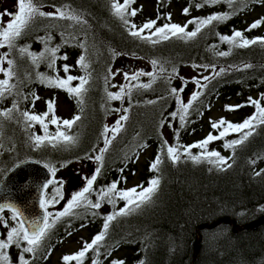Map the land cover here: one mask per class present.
Returning a JSON list of instances; mask_svg holds the SVG:
<instances>
[{
	"label": "trees",
	"instance_id": "1",
	"mask_svg": "<svg viewBox=\"0 0 264 264\" xmlns=\"http://www.w3.org/2000/svg\"><path fill=\"white\" fill-rule=\"evenodd\" d=\"M116 2L123 3V0ZM145 2L150 4L148 9L143 7ZM111 3L112 0H39L41 11L53 9L54 5H68L86 23L37 17L15 41L14 49L6 47L8 58L16 61L17 75L10 80V84L16 87L0 98V110L18 102L21 110L43 113L37 107L41 95L52 93L65 97L72 106L73 116L79 114L81 120L66 130L67 134L78 138L76 143H60L52 147L45 142L35 147L30 136L44 135L39 124L26 129L19 111L12 114L11 120L0 116V183L16 165L28 160L49 165L55 168L54 174H57L77 162L91 160L89 157L94 159L100 154L98 149L104 147L101 136L104 125H108V121L118 112L117 109L130 107L127 113L129 119L122 123V131L104 153L102 167L97 161V167L101 170L96 173L93 189L87 194L88 199L96 202L100 190L114 181L118 182V189H130L137 185L147 187L148 181L153 178H159L160 184L151 203L110 222L105 240L100 245L99 257L90 250L83 258V264H91L93 259H98L99 264H110L113 258L124 260L126 264H139L140 261H144V264H192L197 232L201 227L225 219L235 222L238 227H244L264 216V174L255 175L256 171L264 169V125L257 126L247 141L234 148H226L224 145L227 141L239 138L238 133H230L207 146V150L219 151L225 158H230V168L226 165L218 168L203 159L199 163L194 162L190 155H200L203 150L194 147L189 154L183 148L202 141L210 132L217 135L222 130L212 129L208 125L205 131L202 124L203 117L215 103L238 99L236 105H245L237 110L235 118L226 119L233 123L242 122L255 112V108L247 103L248 97L261 100L264 106V99L261 98V94H264V46L257 43L239 48L220 39L221 35L232 36L237 30L245 38L264 37V30L259 34L261 25L246 31L250 24L245 22L246 16L264 7V3L258 0H233L230 6L226 2L204 4V0H134L128 7L137 9V15L127 18L138 26L148 20H156L158 26L165 23L183 26L193 18L226 12L230 14L226 20L213 21L204 26L195 38H171L155 45L129 35L128 28L113 14ZM198 4L204 6L197 7ZM173 6L181 13L179 21L171 13ZM186 7L189 9L187 15L183 14ZM169 14L170 21L167 19ZM194 28V24L187 26L188 31ZM49 35L52 37L49 47L59 45L56 53V66L60 69L58 73L47 67L46 59L39 62V67H31L30 58L22 56L18 51L24 46H30V51L35 53L43 51L44 45L37 38ZM78 41L86 44L87 52L77 46ZM229 50L230 55H217L220 51ZM114 52L117 54L114 55ZM82 54L86 56L91 78L86 85L88 91L83 104L78 105L75 97L60 88L46 86L36 74H58L65 77L61 66L67 63L72 66L68 74L82 76L84 70L76 64ZM65 55L67 60L62 58ZM122 57L149 63L157 60L159 63L153 66L157 75L149 88L132 87L130 101L127 96L123 102L108 100L104 79L106 69L110 67L114 72L116 62ZM161 64L166 70L163 74L159 73ZM194 65H214V68H209L217 72L212 76L213 79L204 83L206 87L199 89L201 94L192 102L186 120L182 123L179 114L174 119L169 115L180 106L177 97L169 92L171 88H177V76L170 80L166 76L172 72L173 67L179 74L184 68ZM221 68L225 69L222 73ZM26 71L30 72L28 79H24ZM21 80L24 82L21 83ZM151 81L152 78L148 76L140 83ZM78 83V80L73 81L72 85ZM112 85H116L115 77L110 79L108 91L120 90L119 85ZM32 93L40 97L35 101L34 108L30 103ZM25 96L28 99H24ZM181 98L179 94L180 101ZM47 100L43 99V102ZM49 131L54 132L55 126L49 124ZM166 132L170 134L169 140ZM164 140L168 142L167 145L163 144ZM177 145L181 146V155L173 163L167 156V147ZM147 153L149 157L140 180L136 185L129 184L140 158ZM158 154L162 163L156 171H150V164ZM57 180L49 184L43 196L48 201L45 208L52 214L48 221H55L56 229L51 227L46 237H50V240L45 241V238L35 254H25L29 264H45L53 246L78 231L87 232L89 238L86 242H90L103 230L105 217L124 206L125 202L120 199H116L115 205L108 203L107 199L100 201L99 209L82 203L72 209L71 214L57 218L54 209L59 207L63 199L62 181ZM57 188L59 195L56 194ZM0 215L10 218L11 212L5 211ZM10 224L14 222L10 221ZM5 232L0 226V233ZM199 236L200 253L196 264H264V225L253 230L234 232L230 225L221 224L200 231ZM8 252L10 258L16 261L19 249L12 246ZM109 252L111 256L107 255ZM62 264H65L63 260ZM67 264H77V261H69Z\"/></svg>",
	"mask_w": 264,
	"mask_h": 264
},
{
	"label": "snow or ice",
	"instance_id": "2",
	"mask_svg": "<svg viewBox=\"0 0 264 264\" xmlns=\"http://www.w3.org/2000/svg\"><path fill=\"white\" fill-rule=\"evenodd\" d=\"M226 2L230 6L233 3V0H204V4H216ZM260 3H264V0H258ZM134 3V0H123V3L116 2L112 0L111 9L113 14L117 16L123 24L128 28V33L134 38H138L147 43L155 45L162 41H167L171 38H180V39H192L197 36L204 26L210 25L213 21H223L230 17L229 13H217L209 15L205 18H193L189 20L187 24L181 25L178 23H165L163 25H157L156 20H148L142 25H136L131 23L127 18L129 16L135 17L137 15V9H129V5ZM204 4H198L197 7H202ZM53 11L44 12L40 10L39 0H18V11L12 15V19L7 23L6 27L0 26V48H15V41L19 39L27 29L33 24L37 17H48L54 19H66L74 21L75 23H86L82 17L76 13L75 10L70 9L68 5L64 7L53 6ZM189 9L186 7L183 9V14L187 15ZM167 19L171 20V15L167 16ZM188 24H194L195 28L192 31L187 30ZM261 24H264V18L258 19L252 22L246 31H251ZM74 38V37H73ZM40 43L44 45V50L35 53L30 51V46L20 47L18 49L19 53L22 56L30 58L31 67H39V62L47 60V67L53 72L58 73L60 69H57L56 66V53L59 51V45L55 47H49V43L52 37H38ZM221 41H225L233 47L246 48L250 45H255L257 43L264 46V37H255V38H245L243 33L239 30L235 31L232 36H220ZM67 42V41H66ZM77 46L84 49L87 52L86 44L83 42H77ZM231 50L229 51H220L217 53L219 56L230 55ZM116 55L117 53H113ZM64 60H67V56L62 57ZM159 62L157 60H151V64L156 66ZM7 65L5 67L4 65ZM76 64L84 70V75L82 76H73L68 74L72 66L67 63L61 66L62 71L65 73V77H60L58 74L54 76H47L44 73H37L41 83L46 84L49 87H56L66 91L70 96L76 98L77 104H83V98L88 91L86 85H88L91 78V73L88 72L89 64L86 61L85 55H80L77 58ZM194 67H204L205 69L213 67L214 65H194ZM244 67H251V65H244ZM120 70H118L119 72ZM225 69L221 68L220 72H224ZM166 70L163 68L162 64L159 69V73L163 74ZM0 73H3L6 77L5 79H0V98H3L6 93H11L12 88L16 85L10 84V80L17 75L16 61L8 58V53L5 52L0 56ZM117 72H113L109 67L106 69L105 79V94L108 100H121L123 102L124 98L127 96L129 101L131 100V89L132 87L136 88H149L151 83L155 81L157 74L153 72H145L143 69L138 70L134 73L123 72L124 79L129 81L128 84L120 85V90L118 92L108 91V84L111 78L117 75ZM219 74V73H217ZM147 75L152 78V81L149 83H139L133 85L132 81H139L140 77ZM173 76H178V72L175 67L172 68V72L167 74L166 78L171 79ZM30 78V72L26 71L24 73V79ZM214 77L204 76L202 79L204 81H209ZM182 79V78H181ZM79 81L75 86L72 85L73 81ZM24 80H21L23 83ZM193 83L198 87H206V84H202L200 79L193 78ZM116 87V85H112ZM183 89L171 88L169 90L170 94L177 97V103L180 105L176 111L171 112L169 115L174 119L179 114V119L183 123L186 120L189 108L192 106V102L197 100L200 96V92H193L191 99L188 103H183L179 99V94ZM31 105L35 107V101L40 99L35 93H32ZM261 98L264 99V94H261ZM24 99H28L27 96ZM46 111L43 113H35L29 109L21 110L19 108L18 102H13L10 108L0 110V116L11 120L12 114L19 111L20 117L25 124L26 129L33 127L35 124H39L43 129L44 135H32L30 139L34 141L35 147L42 146L45 142L50 144L52 147H56L58 144L63 143L74 144L77 142V137L67 134L66 130L71 129L72 126L81 120L79 114L74 115L71 119H60L55 115V99H49L46 102ZM148 103H155V101H148ZM247 103L255 108V112L242 120L239 123H233L227 121L225 118L221 117L218 121H210L212 129L219 130L217 135H213L211 132L202 140L192 145L183 146L184 152L190 154L192 148H199L203 151L200 155H190V159L194 162H201V160H207L208 163L214 164L216 167L221 168L225 166L230 168L232 165L228 163V159L221 155L219 151L207 150V146L215 140H219L229 135L230 133H238L239 138L227 141L224 145L226 148H234L237 145L243 144L248 140L250 136L253 135L255 128L259 125H264V106L261 104V100L253 99L248 97ZM245 105H225L226 111H236ZM116 111H121L117 109ZM130 111V107L122 109V114L119 119L116 120L115 124L111 126L104 125L101 136L103 137L104 147L98 149L99 155L95 156L94 159L100 162L102 167L104 160V153L108 151L109 146L112 145L113 140L116 136L122 131L123 124L122 122L129 119L127 113ZM50 117V119H49ZM49 124L55 126V131H49ZM161 126H163V121H161ZM65 129V130H62ZM178 135V133H177ZM163 144L167 145L166 140L163 141ZM180 147L168 146L167 147V156L175 163L180 159ZM92 159V157H89ZM162 163L161 156L158 154L154 161L150 164V171H156L159 165ZM252 163H255L253 161ZM46 168H49L52 174L55 173V168H50L49 165H45ZM100 167L95 169V172L98 174L100 172ZM264 174V169L256 171L255 175L260 176ZM96 180V175H92L89 178H86L87 186L84 187L81 191L74 193L71 199L67 202V207L63 211L56 214L57 218L69 215L72 212V209L80 206L82 203L87 204L93 209H99L101 207L100 201L107 199L108 203L115 205L116 199L123 200L124 206L109 214L105 217L103 223V230L96 234L90 242H83L82 248L74 254L64 255L62 257L65 264L69 261H77V264H83V258L91 250L97 257L100 255V245L105 240V236L108 233L109 224L111 221L115 220L118 216H126L130 213L141 208L143 205L151 203L152 198L158 190L160 180L159 178H153L148 181V186L144 187L137 185L130 189H118V182L114 181L105 189H101L98 193V200L93 202L88 199L87 194L93 189V183ZM52 180L46 181L41 187L42 189L48 188L49 184H52ZM56 194L59 195V188L56 189ZM48 201L41 199L40 206L42 208L46 207ZM5 209L11 212L10 218H5V216L0 215V226H2L6 232L0 233V264H29V260L26 259L25 254H35L37 250L42 245V242L48 235V231L51 229L55 221L49 223L48 217L51 216V213H46L42 225L39 222H32L31 225H28L26 218L22 210L15 204L9 203H0V213H3ZM14 222V224H10ZM70 234V233H69ZM26 244V246H24ZM15 246L19 249L16 261H13L10 258L8 250ZM108 256H111V253H107ZM91 264H99L98 259H93ZM110 264H126L124 260L119 258H113L110 261ZM139 264H144V261H140Z\"/></svg>",
	"mask_w": 264,
	"mask_h": 264
},
{
	"label": "rangeland",
	"instance_id": "3",
	"mask_svg": "<svg viewBox=\"0 0 264 264\" xmlns=\"http://www.w3.org/2000/svg\"><path fill=\"white\" fill-rule=\"evenodd\" d=\"M143 7L148 9L150 4L148 2L143 3ZM18 11V0H0V26L6 27L7 23L12 19V15ZM44 12L53 11V9H44ZM171 13L175 20L179 21L180 19V11L177 10L176 6L171 8ZM264 18V7L253 10L248 16L245 18V22L247 24H251L252 22ZM2 30V28H0ZM259 34L264 30V24H261L259 29ZM6 52L5 48H0V56H2ZM7 67V65H4ZM143 69L145 72H153L156 73V69L153 65L145 60L122 57L119 58L115 64L114 72L118 74L115 75V84L122 85L128 84L129 81H126L123 76V72L134 73L138 70ZM118 70H120L118 72ZM217 71L211 68H201V67H188L184 68L176 77L175 84L178 89H183L180 92L181 99L183 103H188L191 99V95L193 92L199 91L200 87H198L195 83H193V78H197L201 80V83L204 84L202 78L204 76L212 77ZM3 73H0V79H5ZM148 78L147 75H143L140 77L139 81H132L133 85H136L140 82H143L144 79ZM182 78V79H181ZM42 99L39 102L38 110L45 111L46 104L43 102V99H55V111L56 116L60 119H70L73 117L72 106L69 101L60 95H54L52 93H42ZM237 100L235 99L232 102H224L220 101L215 103L208 114L203 117L202 124L204 126V130L206 131L208 125H210V121H217L221 117L225 119H233L238 111H226L225 105H236ZM123 107H120V110ZM122 114V110L118 111L109 121L108 126L111 128L112 125L115 124L116 120L119 119ZM123 123V122H122ZM168 140L170 139L169 132L165 133ZM149 157L148 153L142 156L138 162V167L136 172L131 176L129 184L136 185L141 178V174L144 171V165L147 163V158ZM97 167V161L95 159L80 161L73 164L67 170L54 174L53 181H58L57 179L62 181L63 185V199L61 204L57 209H54L55 213L61 212L65 207H67V202L71 199L72 195L78 191H81L84 187L87 186L86 178L91 177L92 175H96L95 169ZM57 223H54L53 230H55ZM89 235L85 231H78L74 235L68 236L64 238L62 241L56 243L53 246V249L48 256L45 264H62V257L64 255H70L76 253L83 245V242L87 241ZM50 237L46 238L45 241H49Z\"/></svg>",
	"mask_w": 264,
	"mask_h": 264
},
{
	"label": "water",
	"instance_id": "4",
	"mask_svg": "<svg viewBox=\"0 0 264 264\" xmlns=\"http://www.w3.org/2000/svg\"><path fill=\"white\" fill-rule=\"evenodd\" d=\"M53 176L50 169L36 161L28 160L16 165L0 183V203L11 202L18 206L22 210L28 225H31L32 222H39L42 225L44 217L48 212L46 208L40 206V201L46 190L42 189L41 186L46 181L53 180ZM5 211L9 210L5 209ZM221 224L230 225L234 232L253 230L264 225V216L244 227H238L235 222L226 219L214 225L201 227L197 232L198 237L192 264H196L200 253L199 232L204 229H213Z\"/></svg>",
	"mask_w": 264,
	"mask_h": 264
}]
</instances>
